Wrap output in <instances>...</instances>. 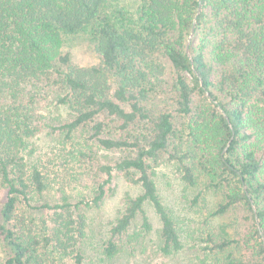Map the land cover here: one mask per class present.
Here are the masks:
<instances>
[{"label": "trees", "instance_id": "trees-1", "mask_svg": "<svg viewBox=\"0 0 264 264\" xmlns=\"http://www.w3.org/2000/svg\"><path fill=\"white\" fill-rule=\"evenodd\" d=\"M194 24L198 42L189 54ZM78 35L90 38L98 64L78 66L62 50L67 37ZM164 58L177 73L170 92ZM42 135L64 146L65 166L82 165L74 180L83 190L80 202L63 186L52 187L33 159L34 140ZM259 149L264 0H0L2 264H103L87 254L80 205L101 207L114 171L139 192L125 198L104 255L135 248L131 229L138 218L142 231L152 230L148 206L161 222L162 253L181 251L177 219L156 179L162 164L172 165L188 187L204 180L196 202L204 192L221 196L212 217L236 206L251 213L253 229L244 242L255 239V261L219 224L201 239L193 264H264Z\"/></svg>", "mask_w": 264, "mask_h": 264}, {"label": "rangeland", "instance_id": "rangeland-1", "mask_svg": "<svg viewBox=\"0 0 264 264\" xmlns=\"http://www.w3.org/2000/svg\"><path fill=\"white\" fill-rule=\"evenodd\" d=\"M195 35L196 32L191 38L190 34L185 46V50L189 54H191L193 45H197L198 42L197 38L194 39ZM189 40L191 41L189 42ZM62 50L70 52L73 63L78 66L90 67L99 63L94 46L86 35L67 37ZM163 64L165 67L163 76L165 87L170 92V86L176 79L177 73L169 59L164 58ZM34 144L36 152L33 159L44 166L46 174L52 180V187L63 186L69 192L74 203L80 202L83 190L80 184L74 180L78 172L83 169L82 165L80 167L79 163H70L65 166L63 158L67 153L64 146L53 137L42 135L34 140ZM258 154L262 157L264 151L259 149ZM156 179L166 204L177 219L184 248L171 255L162 253L159 235L161 222L157 214L148 206V213L153 223L152 230L142 231L141 219L138 218L131 229V232L138 236L135 248L112 259H108L104 255V244L109 238L111 226L123 210L125 198L139 192V188L131 184L123 174L114 171V177L110 184L111 189H108L109 192L103 205L99 208L80 205V208L87 215V254L96 259V262L102 261L103 264H193L201 253L203 245L201 239L210 230H215L219 224H226L229 234L241 239V247L239 248L241 254L244 253L250 261H255L256 249L253 248L255 239L250 238V246L244 242L245 240L248 241V234L253 229L250 219L251 213L245 206H236L224 216L212 217L210 213L220 201L221 196L213 192H204L196 202L195 196L202 189L203 179L199 186L188 187L176 176L175 169L170 164H162L158 168ZM47 196L52 203L57 199L56 191L53 189ZM5 198L6 192L0 190V200ZM6 257L7 249L0 241V264L4 262Z\"/></svg>", "mask_w": 264, "mask_h": 264}, {"label": "water", "instance_id": "water-1", "mask_svg": "<svg viewBox=\"0 0 264 264\" xmlns=\"http://www.w3.org/2000/svg\"><path fill=\"white\" fill-rule=\"evenodd\" d=\"M194 34H195V24H194V28H193V30H192V33H191V38L194 36ZM191 40H189V42H190Z\"/></svg>", "mask_w": 264, "mask_h": 264}]
</instances>
